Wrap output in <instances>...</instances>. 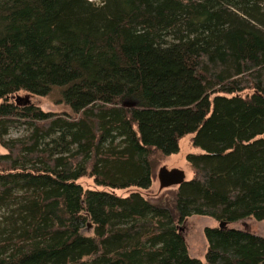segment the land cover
Masks as SVG:
<instances>
[{"label":"trees","instance_id":"obj_1","mask_svg":"<svg viewBox=\"0 0 264 264\" xmlns=\"http://www.w3.org/2000/svg\"><path fill=\"white\" fill-rule=\"evenodd\" d=\"M189 134L170 197L78 182L149 189ZM0 144V264H264V236L230 226L264 222V0H0ZM193 216L218 223L204 260Z\"/></svg>","mask_w":264,"mask_h":264},{"label":"rangeland","instance_id":"obj_2","mask_svg":"<svg viewBox=\"0 0 264 264\" xmlns=\"http://www.w3.org/2000/svg\"><path fill=\"white\" fill-rule=\"evenodd\" d=\"M96 1V0H93ZM30 95L31 104L41 107L45 111L50 112H69L71 109L65 103L61 102V96L59 93L54 92L47 96H39L30 94L28 92H18L14 96L25 97ZM246 94V93H245ZM244 94V95H245ZM14 100V99H13ZM24 127L12 128L11 135L12 137H18L24 133ZM194 135L189 134L180 140V150L178 153H175L171 156H168L164 159H161L156 170L154 181L152 186L149 189H138V188H128V189H109L95 184L94 179L90 177H83L78 182L85 189H98L106 190L109 192H114L119 196H127L133 191H140L146 198L157 199L158 197H170L172 193L177 191L178 186H172L170 188H161L160 181L158 178V171L161 167L166 166L168 169L178 168L186 172L187 180H190L194 177L195 173L191 168V165L187 161V156L190 153H201L202 150L193 145ZM7 150L0 144V153H6ZM218 223L216 220L206 216H193L186 223H183L181 228L185 233L186 240L189 246V250L192 256L205 259V254L208 249V242L204 234L205 227L217 226ZM231 227L240 228V229H250L251 231L258 233L264 236V222L257 221L254 218H247L243 221L237 223H232ZM90 229V228H89ZM88 234L92 231H86Z\"/></svg>","mask_w":264,"mask_h":264},{"label":"water","instance_id":"obj_3","mask_svg":"<svg viewBox=\"0 0 264 264\" xmlns=\"http://www.w3.org/2000/svg\"><path fill=\"white\" fill-rule=\"evenodd\" d=\"M12 99L15 100L17 105L31 104L32 101L29 94L26 95L25 97H21L19 95L13 96ZM124 106L132 107L133 104L130 102L129 103L125 102ZM158 178L162 189L170 188L172 186H180L185 181H187L186 172L184 170L178 168L168 169L166 166H163L159 169ZM219 225L221 228L229 227L228 223L225 221L220 222Z\"/></svg>","mask_w":264,"mask_h":264}]
</instances>
